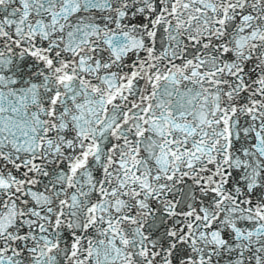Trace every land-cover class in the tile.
<instances>
[{"label": "snow or ice", "instance_id": "obj_1", "mask_svg": "<svg viewBox=\"0 0 264 264\" xmlns=\"http://www.w3.org/2000/svg\"><path fill=\"white\" fill-rule=\"evenodd\" d=\"M0 264H264V0H0Z\"/></svg>", "mask_w": 264, "mask_h": 264}]
</instances>
